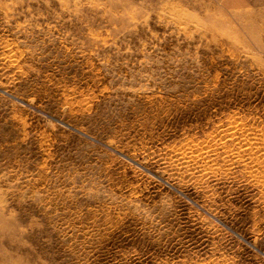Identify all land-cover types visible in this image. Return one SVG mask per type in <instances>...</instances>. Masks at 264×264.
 I'll list each match as a JSON object with an SVG mask.
<instances>
[{
  "label": "rangeland",
  "instance_id": "374dc122",
  "mask_svg": "<svg viewBox=\"0 0 264 264\" xmlns=\"http://www.w3.org/2000/svg\"><path fill=\"white\" fill-rule=\"evenodd\" d=\"M0 264H264V0H0Z\"/></svg>",
  "mask_w": 264,
  "mask_h": 264
}]
</instances>
